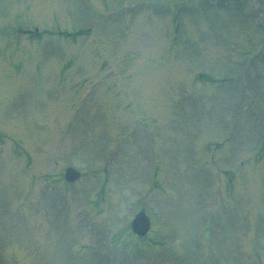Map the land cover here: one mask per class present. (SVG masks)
Returning a JSON list of instances; mask_svg holds the SVG:
<instances>
[{"label": "rangeland", "instance_id": "obj_1", "mask_svg": "<svg viewBox=\"0 0 264 264\" xmlns=\"http://www.w3.org/2000/svg\"><path fill=\"white\" fill-rule=\"evenodd\" d=\"M263 66L264 0H0V264H264Z\"/></svg>", "mask_w": 264, "mask_h": 264}, {"label": "water", "instance_id": "obj_2", "mask_svg": "<svg viewBox=\"0 0 264 264\" xmlns=\"http://www.w3.org/2000/svg\"><path fill=\"white\" fill-rule=\"evenodd\" d=\"M79 178V174L74 170L69 169L66 172V180L74 182ZM134 233L144 236L150 229V220L146 217L145 213H140L132 223Z\"/></svg>", "mask_w": 264, "mask_h": 264}]
</instances>
